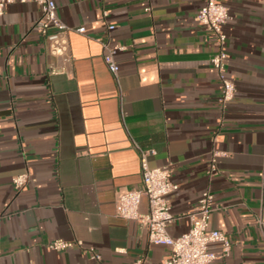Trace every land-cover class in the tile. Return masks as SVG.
Instances as JSON below:
<instances>
[{
    "label": "crops",
    "instance_id": "crops-1",
    "mask_svg": "<svg viewBox=\"0 0 264 264\" xmlns=\"http://www.w3.org/2000/svg\"><path fill=\"white\" fill-rule=\"evenodd\" d=\"M55 1L70 28L68 61L38 31L36 2L11 3L0 16V264H163L171 248L116 214L119 198L143 187L132 139L154 148L150 165L179 184L169 197L172 237L189 231L209 188V228L232 244L215 264H264V0H221L237 86L225 108L210 63L219 47L196 21L205 0ZM103 42L126 46L119 84ZM215 150L227 155L212 176ZM24 173L30 181L18 190L13 178ZM58 239L83 245L48 247Z\"/></svg>",
    "mask_w": 264,
    "mask_h": 264
},
{
    "label": "built area",
    "instance_id": "built-area-1",
    "mask_svg": "<svg viewBox=\"0 0 264 264\" xmlns=\"http://www.w3.org/2000/svg\"><path fill=\"white\" fill-rule=\"evenodd\" d=\"M14 2H36L40 6L41 15L37 22V28L47 39L49 50L55 56L64 57L66 61L70 59L68 55L69 43L67 32L70 30L61 20L57 12L55 0H0V16L6 7ZM108 15V12H105ZM231 19L229 8L221 0H205V4L199 10L196 21L209 30L219 49L210 59L211 65L215 68L222 84V91L219 103L225 108L234 98L237 91L235 79L228 73L229 55L226 50L228 33L226 25ZM57 30L50 32V28ZM114 24L109 25L113 30ZM83 32L84 28L77 29ZM104 60L119 84V63L116 59L120 51L126 49L123 44L111 45L103 42ZM52 72H56L52 70ZM135 148L139 152L143 187L133 189L123 194L116 204V214L127 220H136L148 231L149 240L152 244L166 245L171 248V254L163 264H215V262L225 257L231 250L232 244L229 237L222 231L209 228L211 214L216 209L215 194L209 189H205L197 204L195 211L188 214L190 221L189 231L178 237H172L168 231L169 226L176 217L172 213L170 195L179 189V184L171 180L170 170L167 167H152L150 157L156 155V150L152 147H143L132 139ZM226 152L215 150L209 165L210 175L218 172V159L226 156ZM30 181L27 173L17 175L13 178V185L16 189L22 190ZM146 196L149 202L147 212L141 211L143 197ZM262 223V222H261ZM219 242L222 246L218 252L212 251L210 245ZM76 244L83 245V242H71L63 239L55 240L48 245L53 250H65ZM93 258L100 259L94 248H90ZM138 260L136 264H142Z\"/></svg>",
    "mask_w": 264,
    "mask_h": 264
}]
</instances>
